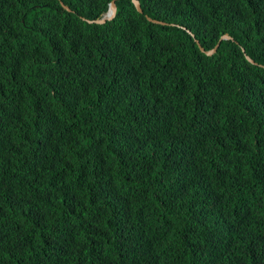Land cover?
<instances>
[{"label":"trees","instance_id":"1","mask_svg":"<svg viewBox=\"0 0 264 264\" xmlns=\"http://www.w3.org/2000/svg\"><path fill=\"white\" fill-rule=\"evenodd\" d=\"M111 1L0 0V264H264V0Z\"/></svg>","mask_w":264,"mask_h":264},{"label":"water","instance_id":"2","mask_svg":"<svg viewBox=\"0 0 264 264\" xmlns=\"http://www.w3.org/2000/svg\"><path fill=\"white\" fill-rule=\"evenodd\" d=\"M132 1L135 4L136 8L139 10V12H143V9H142V6H141V2L139 0H132ZM62 4L65 6L66 9L71 10L68 5H65L64 3H62ZM116 14H117V3H116V0H112L110 2L109 9L104 14V16L102 18H98V19H95V20H90V22L105 23L108 20H112L116 16ZM148 19L149 20H152L154 22H157V23H165L163 21H159V20L153 19L151 17H148ZM230 39H232V36H230L227 33L224 34L221 37V39L219 40V42L216 44V46L214 48H212V49H209V50H206L201 45V43L199 42V40H197V43L200 46L201 50L204 51L207 55H213L217 51V49L220 46V43H221L222 40H230ZM243 51L245 52V49L244 48H243ZM246 57H247V59L250 62L255 63V61L248 54H246Z\"/></svg>","mask_w":264,"mask_h":264}]
</instances>
